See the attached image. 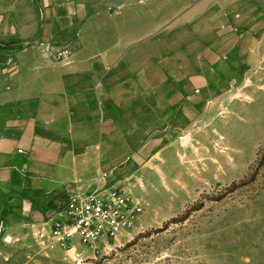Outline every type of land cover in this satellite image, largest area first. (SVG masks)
I'll use <instances>...</instances> for the list:
<instances>
[{
	"label": "crops",
	"instance_id": "1",
	"mask_svg": "<svg viewBox=\"0 0 264 264\" xmlns=\"http://www.w3.org/2000/svg\"><path fill=\"white\" fill-rule=\"evenodd\" d=\"M263 48L264 0H0V240L117 186L122 128L187 111L208 67Z\"/></svg>",
	"mask_w": 264,
	"mask_h": 264
},
{
	"label": "rangeland",
	"instance_id": "2",
	"mask_svg": "<svg viewBox=\"0 0 264 264\" xmlns=\"http://www.w3.org/2000/svg\"><path fill=\"white\" fill-rule=\"evenodd\" d=\"M263 50L241 65L208 67L187 111L122 128L130 144L120 143L113 178L145 208L130 241L93 254L74 238L88 255L74 263L50 229L13 230L0 240V264H264ZM144 51L136 63L159 56L157 44Z\"/></svg>",
	"mask_w": 264,
	"mask_h": 264
},
{
	"label": "built area",
	"instance_id": "3",
	"mask_svg": "<svg viewBox=\"0 0 264 264\" xmlns=\"http://www.w3.org/2000/svg\"><path fill=\"white\" fill-rule=\"evenodd\" d=\"M144 215L143 204L128 190L98 182L92 190L68 192L51 219L49 235L72 262L80 263L88 255L77 249L74 238L93 254L107 251L141 231Z\"/></svg>",
	"mask_w": 264,
	"mask_h": 264
},
{
	"label": "water",
	"instance_id": "4",
	"mask_svg": "<svg viewBox=\"0 0 264 264\" xmlns=\"http://www.w3.org/2000/svg\"><path fill=\"white\" fill-rule=\"evenodd\" d=\"M69 187H70V188H74V184H70Z\"/></svg>",
	"mask_w": 264,
	"mask_h": 264
},
{
	"label": "trees",
	"instance_id": "5",
	"mask_svg": "<svg viewBox=\"0 0 264 264\" xmlns=\"http://www.w3.org/2000/svg\"><path fill=\"white\" fill-rule=\"evenodd\" d=\"M236 186H238V183H236L232 188L234 189Z\"/></svg>",
	"mask_w": 264,
	"mask_h": 264
}]
</instances>
